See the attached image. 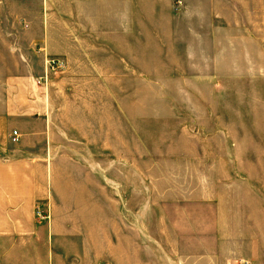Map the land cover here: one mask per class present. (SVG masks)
<instances>
[{"label": "rangeland", "instance_id": "obj_1", "mask_svg": "<svg viewBox=\"0 0 264 264\" xmlns=\"http://www.w3.org/2000/svg\"><path fill=\"white\" fill-rule=\"evenodd\" d=\"M261 3L260 38L217 30L135 52L121 77L103 62L99 76L61 69L43 79L60 152L55 196L91 203L56 213L101 219L104 239L132 240L134 264H264ZM15 17L0 14L8 24ZM11 131L0 125V145Z\"/></svg>", "mask_w": 264, "mask_h": 264}, {"label": "crops", "instance_id": "obj_2", "mask_svg": "<svg viewBox=\"0 0 264 264\" xmlns=\"http://www.w3.org/2000/svg\"><path fill=\"white\" fill-rule=\"evenodd\" d=\"M2 2L0 14L8 10L16 17L9 24L0 20V125L16 130L18 138L14 141L11 131L0 145V264H134L128 253L132 240L118 239L117 228L111 230L117 240L104 239L101 219L55 212L58 205L91 203L55 196V153L60 152L43 79L61 69H73L77 77L99 76L95 72L103 62L109 63L110 77H121L133 69L135 52L144 57L159 52L150 47L192 45L217 30L260 38L254 30L260 29L261 12L253 3L262 9V0ZM39 207H49L48 212L38 213Z\"/></svg>", "mask_w": 264, "mask_h": 264}, {"label": "built area", "instance_id": "obj_3", "mask_svg": "<svg viewBox=\"0 0 264 264\" xmlns=\"http://www.w3.org/2000/svg\"><path fill=\"white\" fill-rule=\"evenodd\" d=\"M17 138H18V133H17L16 130H14V131H13V135H12V139H13L14 141H16Z\"/></svg>", "mask_w": 264, "mask_h": 264}]
</instances>
